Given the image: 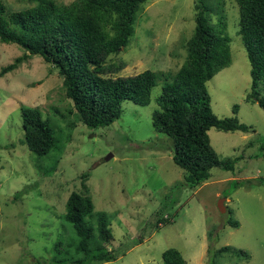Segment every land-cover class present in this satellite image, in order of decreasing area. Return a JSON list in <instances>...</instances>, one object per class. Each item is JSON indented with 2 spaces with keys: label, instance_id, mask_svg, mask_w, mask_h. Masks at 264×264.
I'll list each match as a JSON object with an SVG mask.
<instances>
[{
  "label": "rangeland",
  "instance_id": "1",
  "mask_svg": "<svg viewBox=\"0 0 264 264\" xmlns=\"http://www.w3.org/2000/svg\"><path fill=\"white\" fill-rule=\"evenodd\" d=\"M2 2L7 12L34 3ZM195 2L144 3L129 43L107 59L124 63L122 68L105 75L128 76L145 69L173 75L186 57ZM205 3L212 11L210 22L223 17L230 38L229 65L206 83L212 112L220 118L235 115L250 127L246 133L208 130L218 156L233 160V172L215 167L206 182L184 185V171L171 159L172 139L151 126L162 78L152 88L149 104L124 100L117 119L88 128L76 119L56 68L32 55L0 75V264L50 260L58 239L64 241L60 249L73 242V230L63 219L65 202L72 191L82 190L93 202L87 220L95 227L97 214L103 213L109 222L113 239L107 249L125 251L99 264H162L167 248L179 250L185 264H209L208 247L225 245L248 257L225 253L215 257L217 264H264V110L244 100L250 66L238 35L235 0ZM21 54L16 44H0V69ZM262 88L260 83L257 89L264 96ZM23 105L38 107L49 119L59 140L57 150L40 157L29 151L23 142ZM233 105L238 106L236 114ZM229 219L238 226H230Z\"/></svg>",
  "mask_w": 264,
  "mask_h": 264
},
{
  "label": "trees",
  "instance_id": "2",
  "mask_svg": "<svg viewBox=\"0 0 264 264\" xmlns=\"http://www.w3.org/2000/svg\"><path fill=\"white\" fill-rule=\"evenodd\" d=\"M28 1L34 3L7 12L0 0V44L13 43L22 49L20 56L1 67L0 75L13 71L32 55L41 56L56 68L76 119L88 128L107 126L117 119L124 100L141 106L149 104L152 88L162 78L151 126L172 139L171 159L184 171V185L192 188L206 182L215 167L233 172V160L218 156L208 130L246 133L250 127L235 115L220 118L212 112L206 83L229 65L230 38L225 34L223 17H218L215 24L210 22L212 11L205 0L194 4L195 25L185 41L186 57L173 75L145 69L117 77L105 73L122 68L124 63H107V59L127 46L134 33L136 15L148 0ZM235 3L238 35L250 66V87L244 100L264 110V96L257 89L262 83L264 90V0ZM237 110L238 106L233 105V114ZM20 117L23 142L31 153L40 157L58 149L55 130L38 107L21 106ZM238 184L236 181L234 187ZM92 213L90 195L85 190L72 191L65 202L63 219L71 226L75 240L60 249L64 241L58 239L50 260L32 264H99L121 256L125 251L106 247L113 234L105 215L97 214L94 227L87 220ZM227 222L238 226L236 220ZM225 253L248 257L245 251L227 245L216 250L208 247L209 264H217L215 257ZM162 264H185V259L179 250L167 248L162 252Z\"/></svg>",
  "mask_w": 264,
  "mask_h": 264
},
{
  "label": "water",
  "instance_id": "3",
  "mask_svg": "<svg viewBox=\"0 0 264 264\" xmlns=\"http://www.w3.org/2000/svg\"><path fill=\"white\" fill-rule=\"evenodd\" d=\"M112 156V154L110 153V154H108L107 156H105V160H108L110 157ZM221 200H223V199H220L219 201H221ZM218 208H219V210L221 211V207L219 206V202H218Z\"/></svg>",
  "mask_w": 264,
  "mask_h": 264
}]
</instances>
